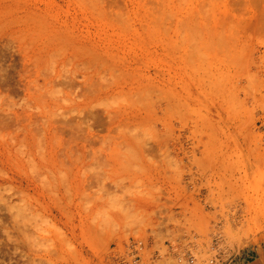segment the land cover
I'll use <instances>...</instances> for the list:
<instances>
[{"label":"rangeland","instance_id":"obj_1","mask_svg":"<svg viewBox=\"0 0 264 264\" xmlns=\"http://www.w3.org/2000/svg\"><path fill=\"white\" fill-rule=\"evenodd\" d=\"M137 239L141 264L264 246V0H0V264Z\"/></svg>","mask_w":264,"mask_h":264},{"label":"crops","instance_id":"obj_2","mask_svg":"<svg viewBox=\"0 0 264 264\" xmlns=\"http://www.w3.org/2000/svg\"><path fill=\"white\" fill-rule=\"evenodd\" d=\"M229 264H264V246L243 251Z\"/></svg>","mask_w":264,"mask_h":264},{"label":"built area","instance_id":"obj_3","mask_svg":"<svg viewBox=\"0 0 264 264\" xmlns=\"http://www.w3.org/2000/svg\"><path fill=\"white\" fill-rule=\"evenodd\" d=\"M145 247V243L143 240L138 239L134 240L130 244V260L128 261V264H141V252ZM193 258H192V257ZM195 256L190 252L186 254V260L188 264H194L195 263Z\"/></svg>","mask_w":264,"mask_h":264},{"label":"bare ground","instance_id":"obj_4","mask_svg":"<svg viewBox=\"0 0 264 264\" xmlns=\"http://www.w3.org/2000/svg\"><path fill=\"white\" fill-rule=\"evenodd\" d=\"M245 238H246V237H245ZM137 240H138V239H137ZM132 241H134V240H131L130 243H129V245H128L129 250H130V244H131ZM217 243H218V242H217ZM144 248H145V247H144ZM214 249H215V248H214ZM142 251H143V250H142ZM130 252H131V250H130ZM207 256H208V255H207ZM191 257H192V256H191ZM210 257H211V256H210ZM192 258H193V257H192ZM210 264H214V263H213V260L210 261Z\"/></svg>","mask_w":264,"mask_h":264}]
</instances>
